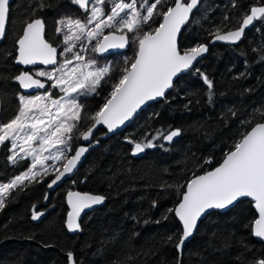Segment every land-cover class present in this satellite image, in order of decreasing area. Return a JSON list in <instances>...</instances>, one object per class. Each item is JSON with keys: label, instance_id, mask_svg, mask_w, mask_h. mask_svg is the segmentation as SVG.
Returning a JSON list of instances; mask_svg holds the SVG:
<instances>
[{"label": "trees", "instance_id": "obj_1", "mask_svg": "<svg viewBox=\"0 0 264 264\" xmlns=\"http://www.w3.org/2000/svg\"><path fill=\"white\" fill-rule=\"evenodd\" d=\"M262 3L264 0H202L183 29L178 47L184 52L206 44L208 52L175 81L163 100L146 106L116 135L104 138L105 131L99 128L76 174L55 191L49 192L47 184L56 172L11 190L0 209V264H66L69 252L76 264H177L175 242L182 230L174 213L168 211L184 191L177 186L186 185L193 173L201 174L220 163L240 133L252 126L240 121H264L259 114L264 112V20L256 21L235 45L210 43L217 28L223 32L239 27L249 8ZM172 4L173 0H168L163 7ZM109 10L110 5L105 7V12ZM85 12L72 0L11 2L0 44V123L13 119L20 106L18 96L22 93L14 79L21 72L15 65L16 40L25 22L42 18L46 40L61 45L54 31L57 22L66 17L84 21ZM160 19L156 16L149 22L152 29ZM143 29L148 31L149 26ZM135 52L131 43L120 53L99 56L93 52L98 61L111 60V71L96 93L80 98L81 120L71 134L68 156L93 123L87 117L106 102ZM200 73L212 81L211 89ZM172 129L180 130L172 144L155 139V146L145 148L142 156H132L136 142H147L158 131L167 134ZM5 145H0V182L28 167L27 159L11 163L8 142ZM69 190L104 197L100 207L83 215L76 235H70L65 226V194ZM34 211L43 213L38 221H33ZM256 216L250 200H241L225 212L207 214L184 245L180 264H255L264 259V243L252 235ZM168 236H173L172 242L167 241Z\"/></svg>", "mask_w": 264, "mask_h": 264}, {"label": "snow or ice", "instance_id": "obj_2", "mask_svg": "<svg viewBox=\"0 0 264 264\" xmlns=\"http://www.w3.org/2000/svg\"><path fill=\"white\" fill-rule=\"evenodd\" d=\"M72 2L89 14L84 21L66 17L57 22L60 25L56 29L57 34H63L62 42L66 45L59 55L63 57L71 53V57L58 62L57 47L45 39V26L40 18L26 21L22 35L17 40L16 63L55 67L51 70L37 69L32 73L22 71L14 79L24 89H45V83L40 79L45 77L47 81L52 82L49 87L58 89L62 95L53 98V93L48 89H45L44 94L30 97L19 95L20 106L15 117L7 123H0V145H5V142L11 144L9 151L13 155L8 159L16 164L18 159L31 157V165L27 171L8 183H0V209L5 206V198L11 190L26 186L24 184L26 180L31 183L36 181L37 177L42 178L41 173L48 175L50 169L59 173L48 184L51 188L66 174L73 172L87 151V148L79 147L74 155L68 156L72 150L71 134L80 122L83 110L79 98L96 93L101 81L109 76L111 69L97 68L95 59L84 62L80 52L74 51L77 43L81 51H86L88 49L84 42L92 44L95 41L91 48L95 53H102L110 48H125L130 43L136 46L130 66L123 68L122 75L112 86L106 102L94 115L87 117L94 123L87 132L81 134L85 141L90 139L96 125H106L107 130L112 132L132 118L146 101L163 97L165 91L173 87V78L192 67L193 62L208 51L206 45H198L181 53L177 45V35L181 27L190 21V15L193 9L197 8L198 0H173V4L166 9L163 6L168 0L127 2L72 0ZM109 5L110 10L106 14L105 7ZM40 7L42 9L44 5L41 4ZM156 16L161 19L158 26L152 29L149 22H154ZM8 18L9 0H0V38L5 36ZM224 19L227 21L229 18L225 16ZM254 20H264V6L252 7L250 14L245 16L241 26L235 31L221 34V29L217 28L214 40L233 43L239 41L245 28L252 25ZM144 25L149 26L148 31H144ZM64 29L68 31L64 32ZM105 29L110 31L105 34ZM129 33H132L131 37ZM261 59L264 60V57ZM73 61L77 63L74 64ZM196 71L199 72V69ZM200 75L211 89L212 81L207 75L203 73ZM230 113L232 117L237 115L235 111L230 110ZM259 114L264 117V112ZM240 123L252 126L250 130L240 133V139L225 152L222 162L213 170L201 175L193 173V178L187 181L186 185L177 186L178 189L184 187L186 190L182 193L178 206L168 211L174 212L182 222V233L175 242L178 251L182 250L185 241L193 235L202 213L213 208L223 209L240 197H251L255 201L259 215L253 222V234L264 239V122L253 124L252 119H248ZM179 135V129L171 130L167 134L158 131L147 139V142H136L133 154L154 147L152 141L155 139L163 138L171 142ZM18 147L19 152L16 151ZM45 152L48 155H43ZM20 153H24V156H20ZM48 160L58 162L66 160L62 165L63 171H59L56 165H46L44 162ZM37 165L41 171L35 170ZM103 201L102 196L69 191L67 202L71 206V211L67 215L68 229L78 230L80 225L77 218L81 212ZM37 215L34 211L33 219H36ZM173 239V236L167 237L168 242H172ZM68 257L72 261L71 252L68 253ZM255 264H264V259Z\"/></svg>", "mask_w": 264, "mask_h": 264}, {"label": "water", "instance_id": "obj_3", "mask_svg": "<svg viewBox=\"0 0 264 264\" xmlns=\"http://www.w3.org/2000/svg\"><path fill=\"white\" fill-rule=\"evenodd\" d=\"M13 0H9V6H10V4H11V2H12ZM201 1L202 0H198V5H197V8L199 7V5H200V3H201ZM79 6V5H78ZM261 6H264V4H260V5H254V6H252V7H261ZM251 7V8H252ZM197 8H195V9H193V13L190 15V19H191V17H192V15L194 14V12H195V10L197 9ZM251 8L249 9V12H248V14H250V10H251ZM247 14V15H248ZM246 16V15H245ZM245 16L242 18V20H241V23H240V26H241V24H242V21H243V19L245 18ZM40 19H42V18H40ZM43 20V19H42ZM255 21V20H254ZM254 21H253V23H254ZM44 22V21H43ZM188 24V22L185 24V25H183L182 27H181V31H180V33H178V35H177V45H178V41H179V37H180V35H181V33H182V31H183V29L185 28V26ZM253 25V24H252ZM252 25H249L248 27H246L245 28V30L246 29H249V28H251L252 27ZM44 26H45V24H44ZM239 26V27H240ZM6 27H7V22H6ZM239 27H237V28H235V29H232V30H228V31H235V30H237ZM245 30H244V32H245ZM23 31V30H22ZM45 31H46V28H45ZM228 31H223V32H221V34H226ZM105 34H107V33H105ZM21 35H22V32H21ZM20 35V36H21ZM243 35H244V33H243ZM243 35H242V37H241V39L243 38ZM19 36V37H20ZM5 37V36H4ZM4 37L3 38H0V44H1V42L3 41V39H4ZM18 37V38H19ZM46 39V38H45ZM240 39V40H241ZM18 40V39H17ZM17 40H16V57L18 56V51H17V49H18V44H17ZM239 40V41H240ZM239 41H236V42H227V41H215L214 40V35L212 36V38L210 39V43L211 44H237ZM49 42V41H48ZM50 43V42H49ZM203 45H206V44H203ZM54 47H57V53H58V55H57V59H58V56H59V52H60V50H61V46L60 45H53ZM129 46H130V44L128 45V46H126L125 48H110V49H108L107 51H105V52H102V53H97L99 56H106V55H110V54H114V53H120V52H123V51H126L128 48H129ZM207 46V48L209 49V46L208 45H206ZM178 49H179V47H178ZM180 50V49H179ZM208 52V51H207ZM207 52H205V53H202V55L200 56V57H198L197 58V60L196 61H194L193 62V65H192V67H190L189 69H187V70H184V71H182V72H180V73H178L177 74V76L176 77H174L173 78V85H174V83H175V81L180 77V76H182V75H186L193 67H195L196 66V64L207 54ZM181 53H183V52H181ZM15 65L16 66H18V67H20L21 69H22V71H28L29 69H31V68H41V67H43V68H46V69H51V68H53V67H55V66H52V65H21V64H18V63H16V59H15ZM21 71V72H22ZM20 72V73H21ZM19 73V74H20ZM18 74V75H19ZM34 78H36V77H34ZM41 79V78H40ZM42 80V82H44L45 83V89H49V82H47L45 79H41ZM16 84L19 86V89H20V92L22 93V94H33V93H37V92H45V89H36V88H33V89H24V88H22L20 85H19V83L16 81ZM172 88L173 87H171V88H169V89H167L166 91H165V95L163 96V97H157V98H155L154 100H149V101H146L143 105H141L140 106V108L139 109H137V111H136V113H134L133 114V116H132V118H130L128 121H125V123L124 124H122V125H120L118 128H116V129H114L112 132H109L108 130H107V127H106V125H103V124H100V125H96V127L92 130V135H91V137H90V139L88 140V141H85V140H83V138H82V135H81V137H80V144L76 147V149H78L79 147H85V148H87V151L82 155V157L80 158V161L77 163V166H76V168L73 170V172L72 173H70V174H66L62 179H61V181H58L55 185H53L51 188H49L48 187V184L51 182V180L52 179H54L55 178V175H57V174H59L58 172H56V174L53 176V178L48 182V184H47V190L49 191V192H53V191H55L56 189H58L59 187H61L67 180H69V179H71L75 174H76V172L78 171V169L80 168V166L82 165V163L85 161V159H86V157H87V155L89 154V152L91 151V149H92V142H93V140H94V136H95V134H96V132H97V130L99 129V128H102L104 131H105V133H104V135H103V137L104 138H108V137H110V136H112V135H116V134H118L119 132H121V131H123L131 122H133L134 121V119L139 115V113L146 107V106H148V105H150V104H152V103H155V102H158V101H161V100H163L166 96H167V94L172 90ZM261 122H264V121H261ZM93 123H94V121H93ZM92 123V124H93ZM91 124V125H92ZM91 125L83 132V133H85V132H87L88 131V129L91 127ZM251 128V127H250ZM172 130H175V129H172ZM250 130V129H249ZM171 131V130H170ZM169 131V132H170ZM180 136V135H179ZM179 136H177V137H174L173 138V140L171 141V142H169V141H166V140H164V139H162V141H163V143H165V144H172L174 141H176L178 138H179ZM135 145V144H134ZM134 145H133V147H132V152H131V154H132V156L134 157V158H138V157H140V156H142L143 155V153H144V151L143 152H140V153H136V154H133V152H134ZM75 149V150H76ZM74 153H75V151L71 154V155H74ZM70 155V156H71ZM69 156V157H70ZM223 159H224V157H223ZM222 159V160H223ZM222 160L220 161V163L222 162ZM64 163H66V160H65V162ZM219 163V164H220ZM218 164V165H219ZM218 165H216V166H214L213 168H211V169H209V170H207V171H211V170H213L215 167H217ZM59 171H63V166H61V168L59 169ZM206 172V171H205ZM204 173V172H203ZM203 173H201V174H203ZM201 174H198V175H201ZM193 178V177H192ZM191 178V179H192ZM186 189L184 188V191H185ZM69 191H72V192H79V193H81V194H90V195H98V194H92V193H89V192H83V191H79V190H69ZM69 191H67L66 192V194H65V202H66V205H67V207H68V210H67V213H66V218H65V226H66V229H67V231H68V233L70 234V235H76V234H78L79 232H80V228L78 229V230H76V231H70L69 229H68V227H67V215H68V213L71 211V206L68 204V202H67V193L69 192ZM183 191V192H184ZM98 196H101V195H98ZM181 199H182V194H181V197H180V200L178 201V203L175 205V207H177L178 206V204L180 203V201H181ZM241 200H250L251 202H252V206H253V208H254V210H255V212H256V218L255 219H257L258 218V215H259V213H258V210L255 208V201L251 198V197H240V198H238L236 201H234L232 204H230V205H227L225 208H223V209H215V208H213V209H208V210H206L204 213H202L201 214V216H200V218L198 219V221H197V226H198V224H199V222L207 215V214H209V213H211V212H214V211H219V212H225V211H227V210H229V209H231V208H233L239 201H241ZM104 202V201H103ZM103 202L101 203V204H98V205H93L91 208H88V209H84V211L83 212H81V214H80V216L77 218V222L79 223L80 222V220H81V218L83 217V215H85L86 213H89V212H92L93 210H95V209H97L98 207H100L102 204H103ZM174 207V208H175ZM174 213V212H173ZM38 215H37V218L36 219H33V221H38L39 219H40V217L43 215V213L42 212H38L37 213ZM174 216H175V218H176V220L178 221V223L180 224V226H181V230H183V227H182V222L179 220V218L175 215V213H174ZM254 222V221H253ZM196 229H197V227H196ZM196 229L194 230V232H193V235L191 236V237H189L186 241H185V244L187 243V242H189L191 239H192V237L194 236V234H195V231H196ZM252 235H253V237L257 240V241H261V242H263L264 243V239H261V238H259V237H256V236H254V234H253V223H252ZM184 244V245H185ZM184 247V246H183ZM50 249L52 248V247H49ZM44 249H48V247H44ZM176 250H177V248H176ZM182 250H183V248H182ZM182 250H177V252H178V263L177 264H180V259H181V255H182ZM65 256H66V259H67V262H66V264H76V262H75V259H74V255L72 254V261H70L69 260V257H68V253H66L65 254Z\"/></svg>", "mask_w": 264, "mask_h": 264}, {"label": "rangeland", "instance_id": "obj_4", "mask_svg": "<svg viewBox=\"0 0 264 264\" xmlns=\"http://www.w3.org/2000/svg\"><path fill=\"white\" fill-rule=\"evenodd\" d=\"M127 2V1H126ZM139 7V6H138ZM142 12H143V10H141ZM106 14H107V12H105ZM89 13L88 12H85V15H84V18H86V16L88 15ZM71 18V17H70ZM72 19H74V18H72ZM85 20V19H84ZM58 26H60V25H57L56 27H55V34L56 35H58L59 36V39H60V43H61V50L66 46V45H64L63 44V42H62V40H63V34H57V31H56V29H57V27ZM68 30L67 29H64V32H67ZM109 31V29H105V32H108ZM85 43V45H86V48L88 49V50H86V51H81V49H80V45H79V43H77V47L74 49V51H77V52H80V55L81 56H83L84 57V62H87L89 59H95V61H96V67L97 68H103V67H110V63H111V60L110 59H108V60H105V61H98L96 58H95V56H94V54H93V52L91 51V48H92V46L95 44V41H93L92 42V44H88L87 43V41H85L84 42ZM60 50V51H61ZM60 53V52H59ZM97 54V53H96ZM71 53H67V54H65V56H58V62H62L65 58H67V57H71ZM98 55V54H97ZM73 63L75 64V63H77L76 61H73ZM37 69H43L42 67L41 68H32L31 70H30V73H32V72H34L35 70H37ZM52 69V68H51ZM51 69H46V68H44V70H51ZM40 78H43V79H46L45 77H40ZM49 83L51 84L52 82L51 81H49ZM51 93H53V92H55V94H53V98H58L60 95H62V93H60L59 92V90L58 89H56V88H49L48 89ZM45 92H37V93H33V94H22V95H24V96H26V97H30V96H34V95H38V94H44ZM19 97V96H18ZM82 97V96H81ZM80 97V98H81ZM80 98H79V100H80ZM8 144H9V148L11 147V144H10V142H8ZM35 146V145H34ZM62 147V146H61ZM16 151L17 152H19V147L16 149ZM53 151H55L54 149H53ZM11 155H13V153L11 152V151H9V156H11ZM43 155H48V153L47 152H45V153H43ZM20 156H24V153H20ZM27 160H28V167L24 170V171H22V172H20L18 175H20V174H22L23 172H25V171H27V169L30 167V165H31V157H27L26 158ZM18 160H21V159H18ZM11 162V161H10ZM65 162V160H62V161H53V160H48V161H45L44 163L46 164V165H56V166H58L59 168H61V166L63 165V163ZM12 163V162H11ZM36 171H41V169H40V167H39V165H37V168L35 169ZM49 172H56V171H52L51 169H50V171ZM17 175V176H18ZM41 175L43 176V173H41ZM16 177V176H15ZM14 177V178H15ZM14 178H12V179H14ZM39 178H41V177H37V179H39ZM12 179H10L9 181H7V182H0V183H8V182H10ZM25 182H27V180L25 181ZM24 182V183H25Z\"/></svg>", "mask_w": 264, "mask_h": 264}, {"label": "flooded vegetation", "instance_id": "obj_5", "mask_svg": "<svg viewBox=\"0 0 264 264\" xmlns=\"http://www.w3.org/2000/svg\"><path fill=\"white\" fill-rule=\"evenodd\" d=\"M262 4H264V3H262ZM75 5L77 6L78 9H80L81 11H84V9H81L77 4H75ZM257 5H260V4H257ZM252 6H254V5H252ZM252 6H251V7H252ZM251 7H250V8H251ZM250 8H249V9H250ZM248 12H249V10H248ZM248 12H247V14H248ZM247 14H246V15H247ZM256 21H258V20H255V21H254L252 27L254 26V24H255ZM252 27H251V28H252ZM251 28H249V29H251ZM246 30H248V29H246ZM246 30H245V31H246ZM244 34H245V32H244ZM243 37H244V35H243ZM242 39H243V38H242ZM242 39H241V40H242ZM241 40H240V41H241ZM240 41H239V42H240ZM239 42H238V43H239ZM230 45H235V44H230ZM55 46H56V45H55ZM60 46H61V45H60ZM31 69H32V68H31ZM31 69H29L28 71L30 72ZM21 71H22V69H21ZM41 79H43V78H41ZM45 80H46V79H45ZM46 81H47V80H46ZM47 82H49V81H47ZM49 86H50V83H49ZM49 88H50V87H49Z\"/></svg>", "mask_w": 264, "mask_h": 264}]
</instances>
